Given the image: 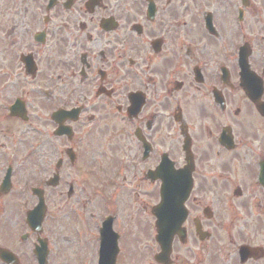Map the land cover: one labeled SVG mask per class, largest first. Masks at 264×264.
<instances>
[{"label": "flooded vegetation", "instance_id": "1", "mask_svg": "<svg viewBox=\"0 0 264 264\" xmlns=\"http://www.w3.org/2000/svg\"><path fill=\"white\" fill-rule=\"evenodd\" d=\"M125 202L149 264H264V0H0V264H71L77 217L129 239Z\"/></svg>", "mask_w": 264, "mask_h": 264}, {"label": "rangeland", "instance_id": "2", "mask_svg": "<svg viewBox=\"0 0 264 264\" xmlns=\"http://www.w3.org/2000/svg\"><path fill=\"white\" fill-rule=\"evenodd\" d=\"M157 199L158 197H156V200ZM124 204L125 205L120 208V213L117 216L114 226L118 230L127 228L133 231L132 233H134V235L130 233L125 235L130 237L129 239H119L120 250L117 257V264H149L148 256L151 244V241L147 239V233L149 232V219L144 214L143 208L140 207L138 208L139 211L136 216L134 215V221L132 224H128V220L132 218V216L130 210L126 207L128 202H125ZM93 217L87 219L88 222H84L77 217L75 219L74 228L69 227L64 231V235L74 238L76 243L73 247L74 249H72L74 252H77L74 255V259L72 257L71 264L95 263L98 248V230L96 228L97 219ZM122 234H124V230L122 231ZM124 243L127 244L124 245Z\"/></svg>", "mask_w": 264, "mask_h": 264}, {"label": "water", "instance_id": "3", "mask_svg": "<svg viewBox=\"0 0 264 264\" xmlns=\"http://www.w3.org/2000/svg\"><path fill=\"white\" fill-rule=\"evenodd\" d=\"M166 193L164 185L161 189V202L155 208L157 231L160 233L157 236V240L162 249L167 245V250L163 249L157 256L158 258H162L164 255L168 254L170 237L164 235V232L168 230L167 228L171 226L174 227L180 222L182 211V199L177 200L176 204H169V198ZM116 238L117 235L111 228L110 220L105 221L101 228V253L99 264H114L117 253Z\"/></svg>", "mask_w": 264, "mask_h": 264}]
</instances>
